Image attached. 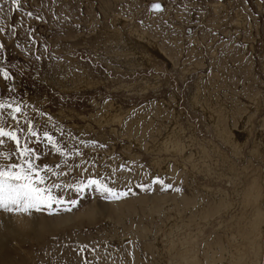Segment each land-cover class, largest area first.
Returning <instances> with one entry per match:
<instances>
[{
  "label": "rangeland",
  "instance_id": "1",
  "mask_svg": "<svg viewBox=\"0 0 264 264\" xmlns=\"http://www.w3.org/2000/svg\"><path fill=\"white\" fill-rule=\"evenodd\" d=\"M0 105V264H264V0H0Z\"/></svg>",
  "mask_w": 264,
  "mask_h": 264
},
{
  "label": "snow or ice",
  "instance_id": "2",
  "mask_svg": "<svg viewBox=\"0 0 264 264\" xmlns=\"http://www.w3.org/2000/svg\"><path fill=\"white\" fill-rule=\"evenodd\" d=\"M155 8H159L160 5H154ZM5 78H8V73H3ZM3 105H0L2 107ZM11 135L10 133L0 130V136ZM16 139L15 136L12 137ZM51 140V137H49ZM16 167V166H13ZM16 181H22L16 183ZM41 184L44 182L43 178L39 181ZM90 184H99L98 181H90ZM83 188H77L76 191H82ZM100 190L103 192L111 193L112 190L106 185H100ZM53 203H65L62 199L53 197L50 189H41L35 185V182L26 173L16 172H4L0 171V208L12 211L14 208L22 212H29L31 209L37 211L41 210L42 206L51 208ZM70 204L74 207L78 204V201H70ZM64 211H71V207H65Z\"/></svg>",
  "mask_w": 264,
  "mask_h": 264
},
{
  "label": "water",
  "instance_id": "3",
  "mask_svg": "<svg viewBox=\"0 0 264 264\" xmlns=\"http://www.w3.org/2000/svg\"><path fill=\"white\" fill-rule=\"evenodd\" d=\"M160 5L159 8H155L154 5ZM164 4H161V2L159 1H155V2H152V4L150 5V9L154 12H159V11H163L164 10Z\"/></svg>",
  "mask_w": 264,
  "mask_h": 264
},
{
  "label": "bare ground",
  "instance_id": "4",
  "mask_svg": "<svg viewBox=\"0 0 264 264\" xmlns=\"http://www.w3.org/2000/svg\"><path fill=\"white\" fill-rule=\"evenodd\" d=\"M161 4H163V3H161ZM164 9H165V7H164ZM115 22H118L119 23L120 22V19H119V21L116 20ZM174 145H175V143L172 142L170 139H167V140L164 141V146H166L167 148H174Z\"/></svg>",
  "mask_w": 264,
  "mask_h": 264
},
{
  "label": "crops",
  "instance_id": "5",
  "mask_svg": "<svg viewBox=\"0 0 264 264\" xmlns=\"http://www.w3.org/2000/svg\"><path fill=\"white\" fill-rule=\"evenodd\" d=\"M86 258H88V255H86Z\"/></svg>",
  "mask_w": 264,
  "mask_h": 264
},
{
  "label": "built area",
  "instance_id": "6",
  "mask_svg": "<svg viewBox=\"0 0 264 264\" xmlns=\"http://www.w3.org/2000/svg\"><path fill=\"white\" fill-rule=\"evenodd\" d=\"M164 6H165V4H164ZM165 7H167V6H165Z\"/></svg>",
  "mask_w": 264,
  "mask_h": 264
}]
</instances>
